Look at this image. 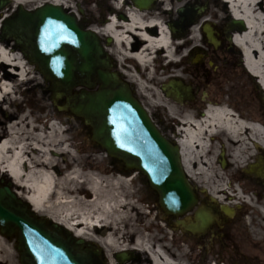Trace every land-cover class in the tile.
Here are the masks:
<instances>
[{
	"label": "bare ground",
	"instance_id": "obj_1",
	"mask_svg": "<svg viewBox=\"0 0 264 264\" xmlns=\"http://www.w3.org/2000/svg\"><path fill=\"white\" fill-rule=\"evenodd\" d=\"M211 1L221 9L228 8L234 17L244 22L245 29L236 33L234 41L242 48L247 72L257 79L264 93V0H225L228 3H221L220 0ZM49 2L65 4L62 0ZM18 3L22 4V1ZM211 20L207 18L206 21L212 27ZM131 21L132 25L142 24L135 14L132 15ZM148 22L158 28L156 36L149 34L146 37L149 48L159 47L169 53L170 43L164 23L153 20ZM110 25L107 27L108 31L113 28V24ZM191 30L195 34L196 26H193ZM138 58L141 57L138 56ZM14 69L20 70L19 74H16ZM31 69L32 66L19 52L0 40V172L9 178L16 195L25 200L36 214H42L40 217L43 220L47 222L48 218L52 219L69 229L73 236L85 239L89 235L92 237L88 233L90 229L97 231L99 234L97 237L104 243L107 251L114 250V255L125 253L128 256L126 262H117V264H194L190 260L188 246L185 244L170 243L172 248L156 246L155 250H152L149 246L151 236L146 234L150 231L148 230L150 225L143 226L144 229L141 230L133 225H121L125 212L122 209V202L114 199L115 194L108 190L100 193L99 182L103 180L95 177L90 170L82 172L74 169V172L68 175H61L60 161L53 159L50 153L64 155L68 153V149L63 144L64 136L53 122L49 124L47 122V125L42 126L31 109L19 110L15 114L3 107V102L6 100L17 103L13 90L15 77L19 75L24 81L31 73ZM166 102L168 105L171 104L168 99ZM177 119L179 125L176 134L178 144L183 150L182 159L187 170H190L189 150L191 154L205 152L207 137L220 134L219 132H222L223 142H227L232 151V160L229 164L230 166L232 164L235 170L246 171V167L251 164L247 160L253 154L252 147L259 149V144L264 146V130L260 129L255 120L229 113L223 106H208L203 113L185 112ZM246 143H251L253 146L250 144V147H246ZM245 154L249 155L245 157ZM70 160L71 163L75 162L73 157ZM256 165L258 166L259 163ZM200 169L204 170L203 167ZM208 170L217 172L213 167ZM235 172L233 171L229 182H226L228 185L237 181L233 178ZM202 174L207 175L203 171ZM251 174L253 179L250 182L255 185L260 176ZM79 177L86 178L88 190L91 193H88L90 200L86 202L84 201L86 195L83 198L78 195L88 191L82 186L79 189L76 188L74 183ZM222 180H224L223 176ZM208 181H211L210 191L214 196L212 200L215 205L220 204L223 208H227L225 210L231 215L229 217L235 214V207L240 209L242 216L238 226L247 232L249 240L253 243L261 242L264 238V211L260 212L257 204L264 206V202L259 201L256 198L258 196L250 193L246 187H242L241 191L232 189V193L227 194L225 187H219V181L215 179V175L209 176ZM113 183L119 184L117 181ZM63 191L69 193L73 191L76 196L71 197L70 201L65 200L62 198ZM215 197L221 203H217ZM69 203H71L70 206ZM254 214H257V223L253 222ZM218 217L219 215L216 216ZM152 234L158 235L156 232ZM159 237L165 241L163 236ZM242 255L250 257L248 252L242 251ZM253 257L263 259V256L258 254H253ZM107 261V264H112L110 259Z\"/></svg>",
	"mask_w": 264,
	"mask_h": 264
},
{
	"label": "flooded vegetation",
	"instance_id": "obj_2",
	"mask_svg": "<svg viewBox=\"0 0 264 264\" xmlns=\"http://www.w3.org/2000/svg\"><path fill=\"white\" fill-rule=\"evenodd\" d=\"M146 1H150L148 6L140 7L135 3ZM220 2L228 3L225 0ZM209 3L211 6L206 14ZM69 10L84 28L95 32L111 63V69L127 81L134 97L148 111L160 133L178 145L180 161L195 189L198 202L196 207L180 216L160 208V222L178 231L183 239L198 244L205 253L211 252V244L217 240L219 243L215 253L225 251L226 245L218 230L230 217L225 216L221 211L222 206L215 205L212 200L214 196L210 191L211 181H208V177L215 175V179L220 181L219 177L223 176L227 180L223 174L226 166L230 165L228 163H231L232 151L228 143L223 142L221 134L208 136L205 152L191 154L189 150L190 170H187L176 130L179 116L192 111L203 113L208 106H223L229 113L255 120L260 129L264 130L262 87L247 72L242 48L234 41V36L243 26L239 24L240 19L234 17L228 8L221 9L211 0H75ZM214 10L220 12L218 16L222 17V23L212 22L209 37L204 26L207 18L213 19ZM133 14L137 15L141 25H132ZM7 15L9 13L4 14ZM149 20L164 23L168 30L169 53L159 47L149 48L146 37L158 34V28L149 24ZM111 23L113 28L108 31L107 27ZM193 26H196L195 34L191 30ZM186 64H189L188 67ZM145 67L154 70L148 83L154 84L157 81L160 94L164 97L163 106L150 104L141 94L148 89H142V83L132 77L133 73H138L145 78L141 71ZM169 82L179 86L181 99L166 96L163 88L168 87ZM166 99L171 104L168 105ZM259 146V149L255 148L256 153L252 154L249 161L251 164L245 172L255 164L254 173L264 181V146ZM211 167L217 172L208 170ZM202 171L207 175L202 174ZM198 214L210 220L205 224L207 226H201Z\"/></svg>",
	"mask_w": 264,
	"mask_h": 264
},
{
	"label": "water",
	"instance_id": "obj_3",
	"mask_svg": "<svg viewBox=\"0 0 264 264\" xmlns=\"http://www.w3.org/2000/svg\"><path fill=\"white\" fill-rule=\"evenodd\" d=\"M2 38L13 40L50 82L53 103L64 97L59 110L82 118L90 127V139L121 160L125 171L141 172L161 208L180 215L196 204L178 146L161 135L129 85L111 70L92 31L84 30L62 6L46 3L34 11L19 7L14 19L4 21ZM170 86L168 94L180 99L179 87ZM10 187V182L0 187V234L16 237L20 264H105L101 250L36 217ZM117 258L124 261L127 256Z\"/></svg>",
	"mask_w": 264,
	"mask_h": 264
},
{
	"label": "rangeland",
	"instance_id": "obj_4",
	"mask_svg": "<svg viewBox=\"0 0 264 264\" xmlns=\"http://www.w3.org/2000/svg\"><path fill=\"white\" fill-rule=\"evenodd\" d=\"M4 1L6 3L9 2V4L3 7L1 5L0 7V26L2 15L11 12L13 9H16L18 1L20 0ZM21 1L23 8L32 10L40 4L46 3L50 0ZM62 1L66 4L68 2L69 5H71L74 4L75 0ZM210 6L211 3H209V7L205 11L206 14H208ZM214 11L215 14L213 17H211L213 18L211 21L214 23L219 22L218 24H221L222 22L220 21L222 17L218 16L220 12H218V10ZM8 45L20 53V51L16 49L12 43H8ZM149 64L150 66H153L151 63ZM29 65L32 66V71L28 76H26V79L22 81L18 75L15 77L13 82V90L15 92L14 96L17 99V103L13 102V100H6L3 102V107L8 108L9 111L14 112L15 114H17L19 110L26 111L31 109L33 111L34 117L39 118V122H41L42 126L47 125V122L48 124L53 122L56 127H58L64 136L65 141L63 144L67 146L68 153L60 155V153L57 154L56 152H52L50 153V156L53 159L60 161L61 175H68L69 173L74 172V169L82 172H85V170H90L95 177L103 180L102 182H99L101 191L100 193L107 192L108 190L115 194L114 199L122 202V209L125 212L123 214L121 225H133L140 230L144 229L143 226L150 225L151 227L149 229L147 228L150 231H147L146 233L152 237V233L156 232L158 234L155 236L156 238L163 236L165 241L163 240L164 243H160L161 246H167V248H169L170 243L175 245H187L188 252L190 253V260L194 264H223L224 262L228 264H264V238L259 243H253L251 240H249L250 238L247 232L238 226L242 213H240V209L236 207L235 214L228 219V222L225 225H221V228L218 230V233L222 235L221 239L223 240V243L226 245L225 251H222L218 254L215 252L218 248L219 240L213 241L210 247L211 252L205 253L201 250L198 244L193 243V241L190 239H183V236L178 231L172 230L168 227V225H163L159 220L160 209L157 203L156 194L153 193V191L149 188L145 177L137 171H128L123 173L120 163L115 159H111L103 152L100 147L91 141L89 128L80 118L65 111L57 110L55 105L50 100L51 93L49 84L44 81L42 75L31 63H29ZM164 65L166 64L164 63ZM187 65L189 64H186V67H188ZM6 67L7 66H5V68ZM151 68L145 67L143 70H141L144 72L145 78L140 77L138 73H133L132 77H135L136 81L142 83V89H148L147 91H144V93L141 92V94L148 100L150 104L163 106L164 97H162L160 94L157 81L154 84L148 83V80L154 75V70ZM10 69L13 70V68H9V70ZM14 71L16 74H19L20 72V70L17 71V69H14ZM219 133L222 134V132ZM245 145L246 147H250L249 143H246ZM252 153H256L255 147H252ZM248 155L249 154H245V157ZM71 157L75 159L74 163H71ZM248 161H250V159L247 160V162ZM232 166V164L231 166L227 165L224 171L223 175L227 176V180H222V176L219 177V187H225L228 191L227 194L232 193V189L241 191L242 187H246L248 188L247 190H250V193H255L256 196L260 197L258 198L254 194V196L259 201L262 200L264 202V181L260 178H257L255 182L256 184L252 185L250 182L253 179L252 174L241 169L235 170L232 168ZM229 171L231 172L228 173ZM233 171H236L234 178L238 179V181L237 183L235 182L232 183V185H228L227 183L229 182V179H231L233 176ZM4 176L6 178H3ZM0 179L5 180V183L7 180H9V178H7V176L1 172ZM113 181H117L119 184H115ZM74 183L76 184V188L79 189L82 186L88 191L87 193L85 192L83 194H79L78 197L83 198V196L86 195L84 201L86 202V200H90L88 193H91L88 190L89 186L86 178L79 177L74 181ZM62 194V198L69 201L72 199L71 197L76 196L73 191L70 193L63 191ZM68 205L70 206L71 203ZM257 205L259 206L258 210L260 212L264 211V206H260L259 204ZM252 218L254 223L258 222L257 214H254ZM88 233H90L92 237H90V235L88 238L85 236V240L91 241L94 240L93 237H96L97 241L94 240L93 242L102 247L104 254L107 255V259H110L112 264H117L114 258L115 251H107L104 243L98 238V232L90 229ZM14 244V240H8L0 235V264H19L18 254L14 249ZM244 247L246 248L244 249ZM242 251L248 252L250 257H244L242 255ZM253 254H258L259 256L262 255L263 259L259 260L254 258ZM213 259L216 260V262H212Z\"/></svg>",
	"mask_w": 264,
	"mask_h": 264
}]
</instances>
